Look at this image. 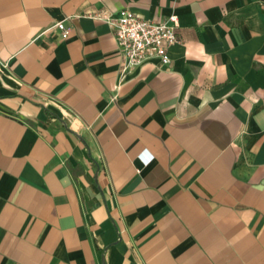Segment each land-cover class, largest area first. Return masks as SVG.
Masks as SVG:
<instances>
[{
    "label": "crops",
    "instance_id": "obj_1",
    "mask_svg": "<svg viewBox=\"0 0 264 264\" xmlns=\"http://www.w3.org/2000/svg\"><path fill=\"white\" fill-rule=\"evenodd\" d=\"M0 264H264V0H0Z\"/></svg>",
    "mask_w": 264,
    "mask_h": 264
},
{
    "label": "built area",
    "instance_id": "obj_2",
    "mask_svg": "<svg viewBox=\"0 0 264 264\" xmlns=\"http://www.w3.org/2000/svg\"><path fill=\"white\" fill-rule=\"evenodd\" d=\"M89 16L107 24L114 32L123 58L122 77L150 60L157 59L162 66L171 63L169 49L178 43L179 21L176 16L168 20H146L129 11L117 15L99 12ZM54 28L61 30L63 37L68 38L69 31L63 23Z\"/></svg>",
    "mask_w": 264,
    "mask_h": 264
}]
</instances>
